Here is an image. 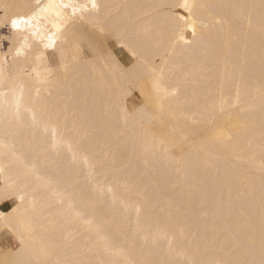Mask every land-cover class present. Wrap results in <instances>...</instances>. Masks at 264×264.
Wrapping results in <instances>:
<instances>
[{
    "label": "bare ground",
    "instance_id": "1",
    "mask_svg": "<svg viewBox=\"0 0 264 264\" xmlns=\"http://www.w3.org/2000/svg\"><path fill=\"white\" fill-rule=\"evenodd\" d=\"M97 2L107 6L103 13L106 26L127 28L130 34L139 32L140 50L148 63L157 71L163 69L167 83L179 86L178 95L166 105L172 116L166 114L162 122L145 118L125 125L114 107L115 101L137 75L147 76L146 68L138 66L125 77L107 70L100 75L99 65L95 70L80 65L70 68L66 76H54L37 105L43 122L56 127L62 137L56 151L48 148L51 134L45 133L44 123L31 127L30 112L22 113L14 121L11 117L6 120L0 107V141L6 139L15 150L9 158L0 154V165L7 168L17 158L34 163L40 172L53 178V188L57 184L65 188L77 206L93 214L110 235L121 241L127 237L130 259H161L165 247L163 232L183 227L185 237L178 236L181 252H196L199 248L210 255L248 259L246 249L251 241L256 250L254 258L259 260L264 196L260 171L264 157L261 0H189L208 6L196 9L195 18L204 26L198 25L200 35L189 46L176 44L167 23L171 11L186 14L182 9L165 7L177 0ZM34 3L35 0H0V19L5 4ZM221 17L223 25L216 23ZM247 17H251V27ZM86 25L90 26H78L79 31ZM146 28L153 32L144 35ZM0 30V34L9 32V28ZM186 36L192 39L190 30ZM114 41L116 47L108 49L112 57L124 69H132L136 61L127 48ZM6 53L8 47L0 48V62ZM3 67L5 76L15 79L26 65L22 59L13 62V54L8 53ZM222 90L223 99L229 104L224 113L212 110L220 103ZM32 99L35 100V92ZM142 101L139 87H135L128 92L124 104L133 110ZM193 121L197 123L194 125ZM173 127L185 131L199 127L204 131L194 139L184 140L179 131L172 132ZM216 127H223L232 140L226 144L212 141L210 134ZM69 143L78 152L76 163L67 151ZM85 152L103 164L91 181L79 159ZM21 166L18 161L6 175L0 174V183L15 180ZM97 185L112 187L115 201L113 193L101 194ZM51 198L52 192H39L37 200L42 206L38 207L35 219L37 234L50 246L49 259L98 258L94 252H87L95 236L84 232L79 223H66L62 208L47 206ZM140 204L146 212L137 227L134 208ZM5 234L11 243L3 245L0 240V250L7 251L18 242L0 229V237ZM172 258L184 256L178 253Z\"/></svg>",
    "mask_w": 264,
    "mask_h": 264
},
{
    "label": "snow or ice",
    "instance_id": "2",
    "mask_svg": "<svg viewBox=\"0 0 264 264\" xmlns=\"http://www.w3.org/2000/svg\"><path fill=\"white\" fill-rule=\"evenodd\" d=\"M107 6L98 3L97 0H87L85 3H77L74 0H35L34 4L8 5L5 4L3 19H0V29L9 28L8 34H0V48L8 47V53L13 54V62L23 60L26 67L21 70V75L15 79L5 76L4 64H7V55L4 61L0 62V107L4 109L7 120L9 117L14 121L24 112L31 113V127L38 128L43 122L37 105L40 104L41 93L46 86L52 82V78L63 73L67 75L70 68L80 65H87L93 70L99 65L100 75L104 70L112 74L127 76L138 66H144L147 76L137 75L130 84L128 90H123L116 99L114 107L119 116L123 118L127 125L132 120L147 118L149 122L160 120L167 114L172 113L166 109L168 102L179 93L178 85H171L165 81L163 69L157 71L155 66L148 63L147 58L140 50L141 34L135 32L130 34L127 28L109 29L106 26L104 10ZM170 10L182 9L184 15L178 11H171L167 23L171 26L173 39L176 44L180 42L185 46L195 42L198 35V25L203 27V23L195 18L198 7H208L207 5H196L189 0H177L173 5L165 6ZM254 7V6H253ZM12 8L24 9L23 11H9ZM261 26L260 31L264 34V0L260 3ZM70 10V11H69ZM249 27L252 25L251 17H247ZM219 25L224 24L223 18L216 20ZM89 24L96 33L85 35L79 31L78 26ZM190 30L192 39L189 40L186 32ZM153 29H144V35H150ZM113 37L122 48H127L129 54L136 61L132 69H124L112 57L111 52L105 46L108 37ZM7 42V44L5 43ZM31 69V71H29ZM26 77L27 79H24ZM11 83V87H9ZM135 87H139L143 101L139 108L129 110L124 102L128 92ZM32 92H35V100L32 99ZM240 101V85L235 86V102ZM229 104L223 99L218 105H214L212 110L224 113ZM174 118V117H173ZM197 122L193 121L195 125ZM45 133L51 134L48 148L56 151L62 141L59 131L51 124L44 123ZM180 132L184 140L194 139L200 136L204 129L192 127L191 129L178 130L173 127L172 132ZM210 139L214 142L226 144L232 140L231 135L223 128L216 127L210 134ZM264 147V145H262ZM67 151L72 156V162L78 160V152L73 149L71 143L67 146ZM0 154L6 158L15 155L14 146H10L7 140L0 141ZM82 164L86 166V176L89 181L97 176V169L103 167L99 161H95L87 153L79 157ZM21 163V170L17 173L15 180L5 179L0 183V229L11 234L18 242L14 248L7 251L0 250V264H264V196L261 202V225L262 235L259 249V260L256 255L255 245L249 242L246 249L248 259H231L225 256H217L214 253L190 250L181 252L182 241L179 237H185L183 227H178L177 231H164L162 258L155 261L130 259L126 247L127 237L121 241L110 235L90 214L86 208L78 207L72 195L56 183L52 177L40 172L34 163L22 161L20 158L11 160L8 167L0 165V174L7 172L17 163ZM260 171L262 185H264V157L261 159ZM32 182L29 183L28 181ZM101 194L105 191L113 193L114 189L102 185H97ZM50 191L52 198L47 201L48 207H60L63 209V216L66 223H79L84 232L92 233L95 240L87 246L88 253H95L96 259H49L51 249L48 243L37 234L35 219L37 209L42 205L37 200L39 192ZM66 206V207H65ZM136 224H139L145 215L146 209L143 204L134 208ZM182 254L183 259L172 257ZM227 255V254H226Z\"/></svg>",
    "mask_w": 264,
    "mask_h": 264
},
{
    "label": "rangeland",
    "instance_id": "3",
    "mask_svg": "<svg viewBox=\"0 0 264 264\" xmlns=\"http://www.w3.org/2000/svg\"><path fill=\"white\" fill-rule=\"evenodd\" d=\"M86 26H88V25H86ZM2 31L4 32L6 30L3 29ZM81 32L84 33L85 35H93V36L96 35V33L92 30V28L90 26L85 27V28H81ZM105 46L107 47V49H111L113 47H116V44H115L113 37H111V36L108 37V39L105 43Z\"/></svg>",
    "mask_w": 264,
    "mask_h": 264
},
{
    "label": "crops",
    "instance_id": "4",
    "mask_svg": "<svg viewBox=\"0 0 264 264\" xmlns=\"http://www.w3.org/2000/svg\"><path fill=\"white\" fill-rule=\"evenodd\" d=\"M3 236L0 237L1 243L3 245H5V244L8 245V243H11V240L8 238V236L6 234Z\"/></svg>",
    "mask_w": 264,
    "mask_h": 264
}]
</instances>
